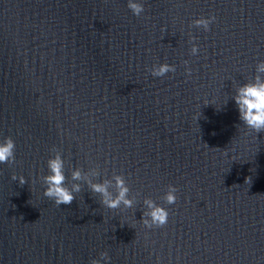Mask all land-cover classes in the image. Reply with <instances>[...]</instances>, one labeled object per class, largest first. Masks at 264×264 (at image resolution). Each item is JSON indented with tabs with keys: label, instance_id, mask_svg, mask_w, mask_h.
<instances>
[{
	"label": "water",
	"instance_id": "95a60500",
	"mask_svg": "<svg viewBox=\"0 0 264 264\" xmlns=\"http://www.w3.org/2000/svg\"><path fill=\"white\" fill-rule=\"evenodd\" d=\"M141 2L137 17L127 0H0V141L16 145L0 164V264L102 251L108 264H264V131L232 98L264 59V0ZM209 15V31L192 26ZM160 63L175 73L153 77ZM53 148L68 187L72 168L98 165L137 202L108 209L85 185L57 207L40 179ZM144 197L168 210L163 228L141 222Z\"/></svg>",
	"mask_w": 264,
	"mask_h": 264
},
{
	"label": "clouds",
	"instance_id": "9594fccd",
	"mask_svg": "<svg viewBox=\"0 0 264 264\" xmlns=\"http://www.w3.org/2000/svg\"><path fill=\"white\" fill-rule=\"evenodd\" d=\"M127 7L137 17L141 16L145 10L141 0H127ZM215 20L216 17L214 15H209L194 19L191 24L207 32ZM193 40H195V37L190 38V54L197 55L199 45L192 43ZM184 64L185 75L186 77H190L192 69L187 67L188 61H184ZM147 70L153 77L160 78L169 73H175L176 67L168 63H160L152 65ZM232 98L238 108L239 119L242 121V125L256 133L264 131V59L257 61L253 77L235 86ZM15 148V141L10 136L0 141V164L11 166L16 163ZM50 151L53 155L47 160L48 172L42 175L40 179L44 186L43 195L53 201L57 207L70 205L76 199V194L81 193L85 185L93 195L99 197L98 201L100 205L108 209L132 208L137 202L136 196H129L131 190L122 173L114 171L110 178L106 175L101 178L102 172L98 165L90 167L87 171L80 167L72 168V183L71 187H68L62 153L56 148L50 149ZM11 180H18L21 186L28 183L26 178L17 176L16 174L11 176ZM177 191L174 185H167L166 191L162 196L166 204L172 205L176 203ZM143 206L141 222L146 228H163L168 223L169 213L164 206L156 203V201L149 197H144ZM98 256L99 258H92L89 264H102V261L104 264H108L111 261V257L107 251L100 252Z\"/></svg>",
	"mask_w": 264,
	"mask_h": 264
}]
</instances>
